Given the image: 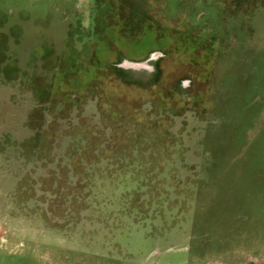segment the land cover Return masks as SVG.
Returning a JSON list of instances; mask_svg holds the SVG:
<instances>
[{
    "label": "rangeland",
    "instance_id": "obj_1",
    "mask_svg": "<svg viewBox=\"0 0 264 264\" xmlns=\"http://www.w3.org/2000/svg\"><path fill=\"white\" fill-rule=\"evenodd\" d=\"M0 264H264V0H0Z\"/></svg>",
    "mask_w": 264,
    "mask_h": 264
},
{
    "label": "flooded vegetation",
    "instance_id": "obj_2",
    "mask_svg": "<svg viewBox=\"0 0 264 264\" xmlns=\"http://www.w3.org/2000/svg\"><path fill=\"white\" fill-rule=\"evenodd\" d=\"M156 52H158V51H156ZM156 52H155V53H156ZM155 53L153 52L151 55H154Z\"/></svg>",
    "mask_w": 264,
    "mask_h": 264
}]
</instances>
